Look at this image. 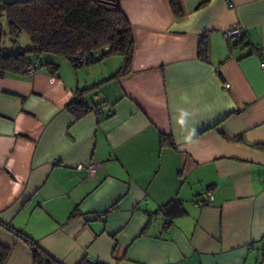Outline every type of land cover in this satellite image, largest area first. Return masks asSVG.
Instances as JSON below:
<instances>
[{"label": "crops", "instance_id": "0c3cea01", "mask_svg": "<svg viewBox=\"0 0 264 264\" xmlns=\"http://www.w3.org/2000/svg\"><path fill=\"white\" fill-rule=\"evenodd\" d=\"M178 2L179 15L169 0H121L134 40L121 76L122 56L107 66L119 54L80 67L30 54L32 76L0 73L4 264H36L17 232L61 264H264V56L251 52L264 49V0ZM0 23V46L31 47ZM233 24L247 42L223 38ZM84 90L75 119L67 105ZM89 161L94 175L76 168ZM207 190L214 203L195 206ZM171 201L184 212L165 225Z\"/></svg>", "mask_w": 264, "mask_h": 264}, {"label": "trees", "instance_id": "16d2710c", "mask_svg": "<svg viewBox=\"0 0 264 264\" xmlns=\"http://www.w3.org/2000/svg\"><path fill=\"white\" fill-rule=\"evenodd\" d=\"M175 14L181 10L178 0H169ZM6 16L7 34L13 42L21 32L29 35L31 47L7 51L0 46V73H24L30 54L51 53L77 64V58L86 54L87 64L100 61L112 55L123 57L115 76H121L130 68L134 40L131 25L121 9V0H23L6 3L0 0V17ZM5 30V31H6ZM0 23V34H2ZM3 44V43H2ZM109 47L108 51L104 48ZM206 46L201 45L199 53L204 54ZM98 55V56H97ZM50 64V63H49ZM87 90L78 92L76 97L85 96ZM67 108L75 119H80L89 111L85 100L74 98ZM163 136L161 143L168 141ZM264 150V145H259ZM171 216L184 212L180 202L171 201L162 208ZM18 236L31 247L35 263L61 264L40 249L27 235ZM10 249L0 244V264H4ZM77 264H106L82 258Z\"/></svg>", "mask_w": 264, "mask_h": 264}, {"label": "built area", "instance_id": "2783aa9c", "mask_svg": "<svg viewBox=\"0 0 264 264\" xmlns=\"http://www.w3.org/2000/svg\"><path fill=\"white\" fill-rule=\"evenodd\" d=\"M4 26V25H3ZM2 26V30L5 28ZM223 38L230 44L233 45L238 42L248 41L247 40V30L240 24H233L222 30ZM105 50H108V47H105ZM252 54L258 56L259 58H263L264 56V49L263 48H252ZM87 55L82 54L77 58V63L81 65H85L87 62ZM261 68L264 67V62L260 63ZM38 68V63L35 60L29 61L25 66L24 74L28 76H32ZM94 98H97V95L91 94ZM76 100H85L86 96L75 97ZM95 112L98 114H106L109 115L112 113V109L107 106H103V104H99L97 108H94ZM78 170H85L89 174H96L98 171L99 165L95 161H89L86 164H80L76 167ZM215 197L214 194L210 191H203L202 193L198 194L196 197L192 199V202L195 206H208L214 203ZM94 217L99 220H103L105 218V212H96L94 213ZM171 220L165 216L164 224L168 225ZM93 261V260H92Z\"/></svg>", "mask_w": 264, "mask_h": 264}, {"label": "rangeland", "instance_id": "374dc122", "mask_svg": "<svg viewBox=\"0 0 264 264\" xmlns=\"http://www.w3.org/2000/svg\"><path fill=\"white\" fill-rule=\"evenodd\" d=\"M6 35H8V34H6ZM5 36V35H4ZM8 37V36H7ZM6 37V38H7ZM10 37V36H9ZM30 38V37H29ZM19 41L20 42V45L23 47V48H25V47H28V45H30L31 44V41L28 39V37H27V33H25V32H21V34H20V37H16V41ZM6 41V40H5ZM3 43V42H2ZM6 43L8 44V45H10V44H12V41H6ZM105 49V48H104ZM108 49H109V47H108ZM106 51H108V50H106ZM44 55L42 56V57H40L39 58V60H40V62L42 63L43 61H45L46 60V58H48L47 56H51V58H57L58 60H59V62H61V64L64 66L65 64H67L66 63V61L65 60H67V59H65V60H63L64 58L63 57H61V56H59V55H56V56H53V55H49V54H47V53H43ZM40 55V54H39ZM63 58V59H62ZM87 59H88V57H87ZM29 61H31V60H29ZM68 61V60H67ZM109 63L107 64V66L108 67H110L113 71H115L116 69H118V67L120 66V62H121V55H117V56H115V57H113V59H109V61H108ZM79 66H81V64H79V63H77ZM96 64H102L101 62H96V63H93L92 65H96ZM94 91H91L90 92V95L93 93Z\"/></svg>", "mask_w": 264, "mask_h": 264}]
</instances>
